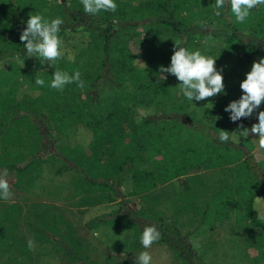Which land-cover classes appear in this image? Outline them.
Masks as SVG:
<instances>
[{"label": "rangeland", "instance_id": "obj_1", "mask_svg": "<svg viewBox=\"0 0 264 264\" xmlns=\"http://www.w3.org/2000/svg\"><path fill=\"white\" fill-rule=\"evenodd\" d=\"M143 1L115 0L118 8L121 3L135 6ZM170 1L174 20L183 26L209 24L229 32V23L234 17L229 10L230 15L226 19L223 9L217 17L212 8L215 0ZM60 3V0H0V26L5 28L0 37L2 48L13 42L17 27L13 6L16 9L18 6L19 13L27 21L30 14L37 13L46 19L61 17ZM66 3L69 8H83L80 0H66ZM142 17L137 13L128 15L126 19L117 13L113 18L121 23L124 20L133 23ZM253 24L264 30V7L254 8L245 23H238L244 27V36L251 34ZM136 29L131 30L133 41L142 47L143 28L138 25ZM59 37L63 41L64 56L54 66L48 61L41 63L36 57L30 58L37 64L15 57L0 60V98L3 100L0 107V175L7 172L5 178L13 193L11 200H0V261L10 257L12 263L19 264H70L57 245L35 235L30 225H36L77 240L86 254L102 263L111 260L113 264H135L136 256L141 251H148L152 264H178L172 250L166 245L154 243L149 249H144L141 243L137 245L133 228L101 221L104 216L121 208L122 201L103 200L97 191L84 185L79 173L61 168L60 162L43 161L22 172L10 168L12 159L29 154L38 138L28 120L14 119V106L26 102L25 106L29 107L32 102L28 99H31L36 102L29 109L35 113H40L42 109L48 114L52 113V120L48 119L52 126L51 137L71 162L97 176H112L123 152H146L147 135L141 133L143 116H156L159 110L175 111L179 104L183 106L182 111L196 123L207 125L215 133L220 129L229 131V135L237 137L239 141L235 144L253 154L264 167V152L258 150L256 144L258 138L251 133L247 138L239 137V126L250 129L253 123L258 122L257 115L254 113L250 118L232 122L230 114L224 111L232 100L240 98V82L246 78L252 65L243 63L236 50H224L221 36L208 37L209 40L197 38L187 49L200 50L202 54L216 58L215 67L222 71L226 94L221 93L199 102L188 101L179 92L176 77L166 74L167 79L162 82L166 83L169 96L153 104L145 105L136 101L127 77L122 79L123 86H103L97 101L93 103L85 97V86L79 88L72 83L63 91L48 86L56 69L65 71V62L77 63L87 59L94 49L87 34L80 30L59 32ZM262 54L264 57V51ZM89 61L88 65H94L95 61ZM135 64L145 67L147 62L140 57ZM80 73L83 76L84 73ZM37 77L45 80L44 87L35 83ZM23 98L26 101H22ZM33 106L36 109H32ZM259 110H264V103ZM84 118L85 121H82ZM152 126L156 128L158 125ZM161 132L165 136L162 143L151 149L155 152V158H160L162 152H168L175 144L182 147L179 152H185V144L192 138V133L180 126L165 125ZM242 140L247 142L246 147L241 144ZM228 152L239 151L235 149ZM144 159H138L133 166H148L149 160L146 157ZM227 162L223 165L227 168L224 174L217 172L221 167L190 168L188 175L195 182L194 188L189 191H182L173 181H168L147 193L130 196L131 178L127 174L123 184L124 199L132 200L141 216L154 218L161 212L169 222L190 228L196 225L200 212L198 208L203 200L217 198L222 190H230L235 195V201L231 199L229 217H223L224 213L222 220L211 224L210 219H206L208 223L197 229L188 240L206 264H264V231L260 229L262 222L258 221L256 210L262 213V206L259 201L256 203L253 221L238 217L243 213L242 205L237 200L240 195L236 190L242 186L239 184L241 170L237 162ZM128 206V203L123 205L127 210ZM30 239L34 241V250L28 247Z\"/></svg>", "mask_w": 264, "mask_h": 264}, {"label": "trees", "instance_id": "obj_2", "mask_svg": "<svg viewBox=\"0 0 264 264\" xmlns=\"http://www.w3.org/2000/svg\"><path fill=\"white\" fill-rule=\"evenodd\" d=\"M60 2L62 5L61 18L64 20L60 27V33L68 30H80L85 35L87 34L93 43L94 49L88 55L89 58L79 60L77 63L67 64L68 62H65L63 65V69L69 74L76 70L84 73L81 79L85 82L87 89L85 97L93 103L97 101L99 91L103 86L106 84L123 86L122 79L124 77L128 78L138 103L150 105L164 99V97L168 98V87L165 82L158 81L157 73L161 65L166 67L171 62L173 40L177 38L182 41V46L187 48L194 41H197V38L209 40L208 37L221 36L223 49L236 50L241 55L242 62L249 65H252L253 61H258L263 55L264 30H260L257 24L251 26V34L247 36H244V27L239 26L233 17L232 22L229 23V32L209 24L186 27L174 20L170 0H144L135 6L121 3V7L112 12L114 14L119 13L122 18L126 19L130 14L134 16L140 13L143 17L133 23L126 20L122 23L114 20V14L112 15L111 12H101L98 15L89 16L84 13L83 8H69L66 0H60ZM13 7L17 27L13 42L4 48L0 45V60L15 57L24 62L37 64L33 59L26 56V49L20 41V33L27 26L26 20L19 13L18 6L17 9L15 6ZM229 10L227 6L223 9V16L226 19L230 15ZM138 25L143 28L142 47L133 41L132 32ZM4 29V26L1 25L0 37ZM140 57L146 60L147 65L145 67L136 66V60ZM89 60L95 61L93 62L94 65H88ZM28 100L32 102L29 107L36 102L35 100ZM22 101H26V99L23 98ZM22 103L24 102L14 106L16 108L13 111L14 119L17 121L28 120L29 124L36 130L38 138L29 154L12 159L10 168L22 172L40 162L52 160L60 162V167L63 169L79 173L84 185L97 191L103 200L113 202L120 199L123 205L129 204L128 210L121 204V208L119 207L114 212L104 216L101 221L133 228L135 231L134 239L138 242V246L141 245L138 240L143 228L155 225L161 233L160 239L155 243L170 248L178 264H206L188 239L197 229L208 223L206 219L209 218V224H211L216 220H222L223 217H229L230 212L228 211H231V201H235V195L230 190H222L219 197H213L207 201L203 200L198 208L200 212L196 225L185 228V226L169 222L161 212H158L154 218L141 216L136 204L130 199H124L126 195L123 193V184L127 174L131 178L130 196L147 193L157 185L168 181H173L182 191H189L194 188L195 182L194 178L188 175L190 168L221 167L217 172L224 174L227 168H224L223 165L228 163L227 161L237 162L236 165L241 170L239 184L242 185L236 189L240 195L237 200L242 205L243 210V213L239 214L238 217L253 221L254 208L258 201L262 206L261 214H264V167L261 162L249 151L239 148V145L231 141L228 143L217 141L213 129L207 125L196 123L190 115L182 111L183 106L180 104L177 105L175 111L160 112L159 110L156 112V116H143L141 133L147 135L146 152H123L118 158L116 170L112 176H97L93 173H87L79 164L71 162L51 137L50 128L52 126L50 127L48 119L52 120V113L48 114L45 109H42L40 113H35L31 108L25 106L26 102L25 104ZM2 104L3 100L0 98V107ZM19 105L24 109H21ZM32 109H36V107L33 106ZM152 125L158 126L154 128ZM165 125L169 127L170 125L180 126L192 133V138L185 144V152H179L182 147L175 144L168 152H162L160 158H155L153 156L155 152H152L151 149H154L158 143H162L165 136L162 134L161 128ZM169 142L170 140L167 141V145ZM241 144L243 147L248 145L245 140H242ZM235 149H238L239 152H228ZM144 157L149 160V165L135 168L134 162L138 159L145 160ZM224 213L225 215L222 217ZM30 228L35 235L57 245L70 264H113L111 260L102 263L91 258L84 252L77 240L73 241L36 225H30ZM260 229L264 231V222H262ZM10 259L9 257L7 260L0 261V264H19L17 262L12 263Z\"/></svg>", "mask_w": 264, "mask_h": 264}, {"label": "clouds", "instance_id": "obj_3", "mask_svg": "<svg viewBox=\"0 0 264 264\" xmlns=\"http://www.w3.org/2000/svg\"><path fill=\"white\" fill-rule=\"evenodd\" d=\"M83 11L89 16L98 15L101 12H115L118 5L115 0H80ZM228 7L234 21L243 24L250 17L254 8L264 7V0H215L212 5L214 14L219 17L221 9ZM64 20L57 16L46 19L42 14H30L26 21V27L20 33V41L26 49V56L36 57L41 63L50 62L52 66L63 58V41L59 37L60 27ZM173 53L171 63L167 67L161 65L157 73L158 81L167 79L166 74L176 77L179 81V92L188 101H204L225 93L222 71L215 67V59L212 56L202 54L200 50H189L182 46L179 39L173 40ZM72 59L71 57H69ZM23 66V65H22ZM35 83L41 87L45 86V80L37 77ZM75 83L77 87L83 88L85 82L81 79V73L76 70L69 74L67 71L56 69L48 85L51 89L63 91L64 88ZM242 94L239 99L232 100L226 105L224 111L230 114L232 122L242 118H250L255 113L257 123L251 128L239 126V137L247 138L251 133L258 139L256 144L258 150L264 152V110H259L264 103V57L253 61L251 70L246 73V78L240 82ZM226 94V93H225ZM211 107L213 105L211 104ZM259 110V111H257ZM229 131L220 129L215 134V139L220 143H238L235 136H230ZM7 172L0 175V200H11L13 193L8 183ZM256 209V208H255ZM257 219L264 222V214L259 209ZM94 235H99L94 233ZM161 233L155 225L145 226L139 241L144 249H149L160 239ZM30 250H34V241H28ZM135 264H152V257L148 251H141L134 259Z\"/></svg>", "mask_w": 264, "mask_h": 264}]
</instances>
